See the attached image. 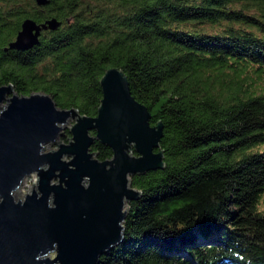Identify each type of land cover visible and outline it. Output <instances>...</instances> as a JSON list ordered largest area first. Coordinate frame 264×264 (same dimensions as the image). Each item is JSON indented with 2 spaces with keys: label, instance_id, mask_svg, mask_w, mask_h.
Segmentation results:
<instances>
[{
  "label": "trees",
  "instance_id": "16d2710c",
  "mask_svg": "<svg viewBox=\"0 0 264 264\" xmlns=\"http://www.w3.org/2000/svg\"><path fill=\"white\" fill-rule=\"evenodd\" d=\"M48 1L0 0V86L95 117L115 67L162 124L164 167L130 178L141 196L98 264H264V0ZM51 18L9 48L24 20Z\"/></svg>",
  "mask_w": 264,
  "mask_h": 264
},
{
  "label": "water",
  "instance_id": "95a60500",
  "mask_svg": "<svg viewBox=\"0 0 264 264\" xmlns=\"http://www.w3.org/2000/svg\"><path fill=\"white\" fill-rule=\"evenodd\" d=\"M58 26L55 18L26 19L9 48L27 50ZM100 86L95 117L61 109L46 94L18 96L0 86V264H98L124 241L128 203L141 196L130 178L164 167L155 151L162 124L150 125L122 70L107 69ZM71 120L69 141L57 142ZM95 141L111 150L109 159L90 152ZM32 174L36 189L15 198Z\"/></svg>",
  "mask_w": 264,
  "mask_h": 264
},
{
  "label": "rangeland",
  "instance_id": "374dc122",
  "mask_svg": "<svg viewBox=\"0 0 264 264\" xmlns=\"http://www.w3.org/2000/svg\"><path fill=\"white\" fill-rule=\"evenodd\" d=\"M5 102H3L0 106H4ZM73 124V120L69 121L68 124L66 125V127L62 130V136L59 137L58 140H56L57 142H63V137L65 136V132L68 131L69 126ZM70 137V136H69ZM69 141V138H68ZM66 143V142H65ZM56 148V143L51 144V145H46L45 146V150L46 151H50V150H54ZM65 160H68L69 157H64ZM32 186L33 189H36V176L35 174H32L30 176V178H26L24 179V181L22 182V185L20 186V188L18 190H16L14 196L15 198H20L22 199L24 197V193H30L32 190ZM49 257H53V254H50Z\"/></svg>",
  "mask_w": 264,
  "mask_h": 264
}]
</instances>
